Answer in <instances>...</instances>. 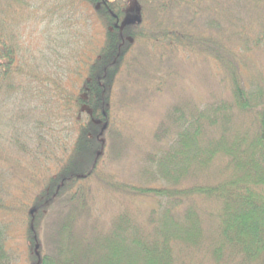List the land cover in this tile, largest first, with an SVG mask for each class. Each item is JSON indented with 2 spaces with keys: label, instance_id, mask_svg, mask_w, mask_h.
<instances>
[{
  "label": "trees",
  "instance_id": "16d2710c",
  "mask_svg": "<svg viewBox=\"0 0 264 264\" xmlns=\"http://www.w3.org/2000/svg\"><path fill=\"white\" fill-rule=\"evenodd\" d=\"M62 1L92 12L105 31L91 55L82 45L81 54L73 51L75 67L64 78L44 56L36 64L23 54L17 20L27 1L0 0V148L11 145L5 154L13 153L3 156L9 166L0 168V182L22 172L43 181L32 202L19 204L29 262L184 264L182 250L216 264H264V0ZM138 54L152 65L182 54L211 60L231 98L200 107L182 101L166 111L152 134L155 153L140 162L144 183L107 184L121 204L152 197L154 206L144 214L121 208L107 230L87 232L79 224L89 218L85 183L130 147L117 97L129 90L130 73L135 82L153 80L134 69ZM238 116L251 131L235 128ZM218 157L214 183L181 188L190 175L204 179ZM160 183L168 186L153 187ZM202 199L216 204L211 229ZM48 224L50 248L39 240ZM8 231L0 224V264H14Z\"/></svg>",
  "mask_w": 264,
  "mask_h": 264
},
{
  "label": "rangeland",
  "instance_id": "374dc122",
  "mask_svg": "<svg viewBox=\"0 0 264 264\" xmlns=\"http://www.w3.org/2000/svg\"><path fill=\"white\" fill-rule=\"evenodd\" d=\"M26 1L27 4L21 7L23 15L21 19L17 20V31L23 54L27 60H30L29 63L36 64L39 63L41 55L44 56L43 62L45 64L50 62V65L59 68L62 78H64V73L75 67V58L71 57L74 54L73 51L81 54L78 50L82 45L89 54L94 52L97 41L102 40L105 31L97 23L92 12L81 13L82 8L78 9L75 6L70 8L62 0ZM33 58H35V62H33ZM210 61L182 54L172 61H162L152 65L144 58L143 54L136 56L133 62L134 69L143 77L147 73L149 79L153 80L152 83L145 84L144 81H141L142 79L135 82L136 75H131V73L128 79L125 77L130 88L124 93V99L119 94L116 103L119 107V102L124 100L123 106L120 108V111H123L122 122L118 124L121 126L123 134L128 136L130 147L125 150V157L121 162L114 160L105 163L102 166V175L91 178L85 183L89 218L87 216L79 222L85 231L89 232L91 225L104 227L107 230L110 219L121 211V208L137 210L144 214V211H148L151 206H154L156 200L152 197L144 200H128L121 204L117 194L111 193L107 184L138 186L140 183H144L138 175L143 165L140 162L143 155L155 153L151 146L152 134L163 115L172 106L185 101L200 107L201 103L206 104L214 100H229L231 98L226 83H219L222 78L219 76L220 72ZM261 64L264 66V61ZM240 76L246 81L251 79L250 73L246 71ZM234 125L241 132L251 131V121L244 116L236 117ZM9 146L11 145H4V151H1L0 148V168L2 170L9 166L4 157L13 156V153L5 154L6 150L10 149ZM19 163L23 167L28 164L22 161ZM218 163L219 157L215 163L213 162V167L205 173L204 179L199 182L190 180V175L188 180L182 183L181 188L201 186L202 182L205 183L209 178L211 183H214L212 176L220 165ZM42 186V180L25 178L23 172L19 177H14L10 181L5 179L0 182V205L4 207V210L0 211V224L9 230L6 240H4L5 249L11 253L14 264H31L29 256L32 253L28 254L23 247L27 217L26 212L21 210L19 204L32 202L38 192L37 189ZM167 186L164 183L153 185L156 188ZM197 205L204 216L207 228H213L211 226L214 223L213 215L216 212V204L210 200L202 199L197 202ZM51 213L54 215L55 210H52ZM48 226L49 224L44 240L41 238L39 240L50 248L48 242L50 228ZM187 254L182 250L179 252L177 256L180 258V262L184 264H216L205 259L199 253V256H197L198 254ZM237 261H234L233 264H238Z\"/></svg>",
  "mask_w": 264,
  "mask_h": 264
}]
</instances>
